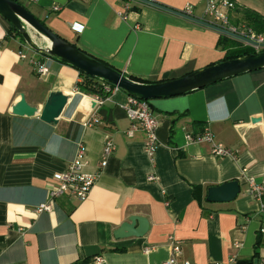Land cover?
Wrapping results in <instances>:
<instances>
[{"label": "crops", "instance_id": "1", "mask_svg": "<svg viewBox=\"0 0 264 264\" xmlns=\"http://www.w3.org/2000/svg\"><path fill=\"white\" fill-rule=\"evenodd\" d=\"M18 1L62 38L141 81L182 77L222 61L228 49L219 31L139 0ZM156 1L177 10L192 3L196 16L204 14V0ZM236 3L238 21V9L247 6ZM12 27L0 13V264H161L171 254V237L182 241V258L192 264H264V215L247 180L264 185V68L151 100L160 121L151 159L145 132L130 134L123 107L129 94L113 92L96 109L101 121L85 127L94 95L79 88L81 72L33 50ZM32 59L49 73L40 75ZM57 90L70 99L56 126L12 111L22 93L42 109ZM206 128L237 158L188 141L187 133ZM108 137L116 149L102 168ZM79 140L87 146L85 171L98 173L91 193L85 200L64 194L52 210L35 211L48 201ZM235 179L241 184L235 200H206L209 187ZM132 215L148 218L147 234L117 238L115 230Z\"/></svg>", "mask_w": 264, "mask_h": 264}, {"label": "water", "instance_id": "2", "mask_svg": "<svg viewBox=\"0 0 264 264\" xmlns=\"http://www.w3.org/2000/svg\"><path fill=\"white\" fill-rule=\"evenodd\" d=\"M139 1L210 27L224 35H233L224 28L194 16H188L157 1ZM0 13L10 21L33 50L69 64L82 73L94 76L105 83L119 87L131 96L144 100L187 94L220 81L264 68V51H261L222 60L175 79L158 82L138 81L62 38L18 0H0ZM35 35L41 37L44 43L38 42ZM69 99L70 96L62 91H52L43 108L39 109L37 106L30 104L26 95L22 93L21 99L13 106L12 111L14 114L21 116L32 117L38 115L41 120L56 126ZM88 106H93L92 101L88 103ZM240 192V181L235 179L209 187L206 200L209 202H229L235 200ZM149 228L150 221L148 218L141 215H132L128 221L123 222L115 230L114 234L117 238L143 237L147 234Z\"/></svg>", "mask_w": 264, "mask_h": 264}, {"label": "built area", "instance_id": "3", "mask_svg": "<svg viewBox=\"0 0 264 264\" xmlns=\"http://www.w3.org/2000/svg\"><path fill=\"white\" fill-rule=\"evenodd\" d=\"M204 1L205 9L204 14L201 17L195 15V5L192 3H188L185 8L179 11L188 16L197 17L203 21L212 23L228 30L233 35L225 36L236 41L238 43V47L240 48H250L254 52L264 51V33L256 31L247 23H236L233 20L232 12L237 7L235 0ZM53 10L59 11L61 10V6L55 4L53 6ZM20 56L26 58L27 54L20 52ZM32 62L36 66L40 75L45 76L49 73V67L44 62H40L36 59H32ZM117 90H120V88L104 82V91L107 93V95L104 96L96 94L93 96V106L89 108L91 113L82 121V124L85 127L92 126L101 121V117L97 115L96 109L104 105L109 99L110 95ZM123 107L125 108L128 117L132 120L130 134L138 129H141L145 132L146 138L144 141V149L146 154L151 159H154L159 147L158 128L160 121L155 116L151 103L149 100H144L129 95L128 101ZM186 137L188 141L210 143L213 153L217 156L231 157L233 159L237 158V152L234 149L225 146L223 143L217 142L214 138L213 132L209 128H206L202 133L199 134L187 133ZM115 149L116 143L112 138L108 137L103 148L102 160L100 162L102 168L107 165L108 159L113 154ZM86 151V144L82 140H79L75 157L69 162L67 168L58 175L59 182L55 187L49 190L48 201L37 207L35 211L42 212L45 210H52L56 199L64 194H70L80 200H85L89 196L97 180L98 173H89L85 171L84 167L87 164ZM155 178L156 176L154 174L149 176V179ZM247 180L249 183V194L259 203V210L264 215V185L256 182L255 178L252 176H249ZM261 233H264V225L261 228ZM171 246L172 250L170 256L162 261L161 264H192L190 260L182 258V241L171 237ZM150 249L151 248H147L146 251H150ZM95 261L102 262L103 257L98 256L95 258Z\"/></svg>", "mask_w": 264, "mask_h": 264}, {"label": "trees", "instance_id": "4", "mask_svg": "<svg viewBox=\"0 0 264 264\" xmlns=\"http://www.w3.org/2000/svg\"><path fill=\"white\" fill-rule=\"evenodd\" d=\"M238 11L242 12L243 15L240 18V20H238V21L234 20L236 23H239V22L247 23L249 26H251L256 31L264 33V15H262L261 13H259L256 10H253V9H250L247 7H243L241 9H238ZM10 33L21 36V34L17 31V29L15 27H12ZM221 36H222L221 38L228 43V49H227V52H226L223 60L236 58V57H240V56H243L246 54L254 53V51H252L250 48H246V47H244V48H240V47L232 48L233 43L231 42V39L229 37L223 35V34H221ZM229 44H230V46H229ZM81 75H82V81L79 83L78 86L83 92H85L87 94H93V95H96V94L104 95V96L107 95V93L104 91V82L103 81H101L100 79H98L94 76H91V75H88V74H85L82 72H81ZM135 80H138V79H135ZM138 81H141V80H138ZM143 82H147V81H143ZM149 102H150V100H149ZM248 262H251V260H247L243 264H246ZM80 263H81L80 261H77V262L72 263V264H80Z\"/></svg>", "mask_w": 264, "mask_h": 264}, {"label": "rangeland", "instance_id": "5", "mask_svg": "<svg viewBox=\"0 0 264 264\" xmlns=\"http://www.w3.org/2000/svg\"><path fill=\"white\" fill-rule=\"evenodd\" d=\"M237 1H240V3L247 6V8L256 10L261 14L264 12V0H237Z\"/></svg>", "mask_w": 264, "mask_h": 264}]
</instances>
